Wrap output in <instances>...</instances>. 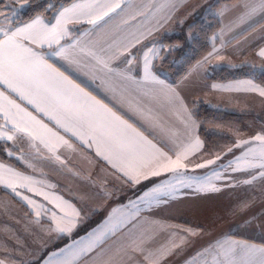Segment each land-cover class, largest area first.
I'll use <instances>...</instances> for the list:
<instances>
[{"label": "snow or ice", "instance_id": "1", "mask_svg": "<svg viewBox=\"0 0 264 264\" xmlns=\"http://www.w3.org/2000/svg\"><path fill=\"white\" fill-rule=\"evenodd\" d=\"M13 4L16 6H5L10 8L8 12L0 10V147L7 156H15L35 171L19 142L26 141L37 158L64 167L67 159L61 150H94L112 170L113 178L129 187L160 176L161 170L173 174L171 179L139 190L140 195L129 200L134 211L114 216L118 209H113L103 226L87 237L46 257L42 254L29 264H79L91 253H95V264H161L177 249L190 245L203 228L169 232L170 225L155 220L145 221L148 227H140L142 210L150 211L176 199L181 188L215 193L222 190L217 181L224 187H236L264 180V131L238 139L222 154L196 164V168L215 165L210 174L187 176L181 171L187 170L189 155L203 148V142L192 136L196 121L179 93L154 71L156 46L147 47L142 59L132 51L173 20L176 5L172 0H144L140 4L132 0H68L63 4L46 0L43 5L39 0H13ZM243 7L238 17L241 23L264 14V0H245ZM25 8L41 10L27 20L19 19ZM83 24L89 27H76ZM260 55L264 56V50ZM244 83L248 86L245 90L264 96V89L251 81ZM169 111L177 115L179 126L167 118ZM230 153L231 160L217 164ZM237 173L242 175L237 177ZM43 184V180L0 161V186L30 206L51 211L49 232L70 235L80 212L62 197L51 199L55 194L43 191ZM21 190L43 197L64 214L58 217L56 211ZM100 192L107 198L114 194L107 180L101 181ZM64 205L72 207L71 216L64 212ZM35 215L39 218L41 211ZM125 229L126 236L112 248L103 247ZM161 233H169V239L154 247ZM138 256L143 260H137ZM0 264L5 261L0 260ZM185 264H264V246L226 236Z\"/></svg>", "mask_w": 264, "mask_h": 264}, {"label": "crops", "instance_id": "2", "mask_svg": "<svg viewBox=\"0 0 264 264\" xmlns=\"http://www.w3.org/2000/svg\"><path fill=\"white\" fill-rule=\"evenodd\" d=\"M196 1L172 0L176 5L173 20L164 28L154 32L151 37L137 45L132 51L142 59L143 52L147 50V47L154 44L158 49L156 58L153 60L154 71L160 79L171 85L182 97L184 104L196 121L192 136L198 137L203 142V148L199 152L189 155L188 161H186L187 170L181 169V171L187 176L202 177L210 174L211 169L216 166L196 168V164L213 158V154H222L238 139H249L257 132L264 131V96H261L259 91L245 90L248 86L244 83L251 81L253 85L264 89V84L260 79V76L264 74V56L260 55L264 50V14H258L241 23L238 17L244 11L245 0H226L224 2L220 0L216 3L219 5L215 12L213 11L207 16L216 17L219 26L209 34L203 47V55L185 72L175 76L174 73L177 71L175 67L180 65L182 60L175 54L176 50L183 48L184 52L192 54L196 48L195 40L198 33L196 25L192 23L194 28L190 27V22L196 17L194 15L197 10ZM56 2L63 4L68 1L56 0ZM142 2L144 0H132L133 4ZM6 5L16 6L13 4V0H2L0 10L10 11V8L5 7ZM28 9L25 8L22 11L19 19L27 20L29 18L24 17ZM47 15H51V12ZM209 22L210 20L207 23ZM76 27L82 29L88 28L89 25L83 24ZM214 49L216 51L209 60L197 67L198 63ZM201 98L203 100L201 109L212 112L213 116L219 110L221 117L225 114L231 116L235 119V123H225L228 124V127H223V122L211 121L209 120L211 118H208L204 128L202 119L198 117L201 112L198 111L197 101ZM167 118L179 126L177 115L172 111L168 112ZM202 127L209 134L219 129L225 131V128L227 132H223L221 140L215 142L213 139L202 138L200 134ZM229 133H232L231 138H228ZM223 137L225 139H222ZM19 143L24 150V157L35 165V171L27 168L15 156L12 158L7 156V159L0 158V161L12 165L19 171L33 175L38 180H43V191L55 194L50 196L51 199L62 197L64 201H68L80 212L78 223L85 221L94 213L110 212L111 207L118 205V195L122 196L124 191L141 187L140 190H144L151 187L154 182L171 179L173 175L171 172L161 170L160 176L152 177L149 180L142 179V183L129 187L122 180L113 178L112 170L95 156L94 150L82 148H78L76 152L61 150L62 156L67 159V167H64L58 163L37 158L34 150L28 147L26 141ZM8 146H11V142H8ZM239 152V149L235 150L236 155H239ZM17 155H20L18 151ZM231 159L232 154L230 153L217 164H226ZM234 175L240 177L242 174ZM102 180H107L109 190L114 192L110 198L100 192ZM50 185H55V187ZM217 186L222 190L215 193H196L192 189L184 188L178 194L180 195L179 199L177 197L169 200V204H162L150 211L147 209L141 211L140 227H148L145 221L155 220L170 225L169 232L197 226L203 228V233L193 238L190 245L185 246L183 250L177 249L173 254L168 255L161 264H185L210 243L226 236H231L234 240L246 241L249 244L264 246V180H257L253 185L236 187H224L222 181H217ZM21 191L24 195L32 196L38 201L42 199L56 209V212L63 213L60 209L55 208L54 204L45 201L43 197L33 196L26 190ZM136 195H140V191ZM3 196H7L8 199H4ZM25 202L10 190L0 186V223H4L2 220L5 218L6 211L10 213V219H13L12 216H14L15 220H13L16 222L18 214L11 216V212L16 211L14 206L27 207ZM63 207L64 212L71 211L72 213V207L68 205ZM130 211H134V209L131 208ZM178 213L181 216H178ZM38 219L39 223H50V219L41 217ZM126 234L127 230L125 229L107 241L103 247L105 249L112 248L114 242H118ZM168 239L169 233H161L158 235L154 247L165 244ZM98 251L100 250L97 249ZM94 256L95 253L89 254L88 257H85L88 260L81 264H95ZM137 260L142 261L143 258L138 256ZM125 264H129V262H125ZM131 264H136V261H132Z\"/></svg>", "mask_w": 264, "mask_h": 264}, {"label": "rangeland", "instance_id": "3", "mask_svg": "<svg viewBox=\"0 0 264 264\" xmlns=\"http://www.w3.org/2000/svg\"><path fill=\"white\" fill-rule=\"evenodd\" d=\"M220 0H197L196 1V12L194 17L192 19L191 23V29L194 28V23L197 29V24L199 23L202 25L201 21H206L207 16L211 14V12H215L217 9V4ZM226 0H221V2H224ZM229 1V0H227ZM198 11V12H197ZM193 15V16H194ZM198 19H201L200 22H198ZM188 28V26H187ZM203 104V100L197 101V107L198 111L202 112L201 105ZM207 111V110H205ZM212 113V112H211ZM218 115V116H217ZM226 115V114H225ZM223 116L226 117V116ZM221 118L220 111L218 110L214 117ZM214 117H208L205 114L201 115L203 127L205 128V124H207V119L211 118L209 120L214 121ZM216 121V120H215ZM219 122H223V127H228V124L225 123H235L231 120H220ZM223 132H227L226 128L225 131L221 130H214L212 134L211 139H213L215 142H219L221 140V136ZM231 134H228V138H231ZM210 135V134H209ZM227 135V134H226ZM225 135V136H226ZM224 136V137H225ZM222 139H225V138ZM142 188V187H141ZM140 188V189H141ZM140 189H134L130 191H124L122 193V196L118 195V205L115 207H111L110 212L101 211L99 213H94L87 217L85 221H81V223H77V226L74 228L72 233L70 235L64 234V235H58L55 232H49L48 226L50 223H36L35 220L38 219L35 215V211H41V218L50 219L51 211L45 213L39 208V205H32L30 206L28 202L26 201L25 204L27 207H20V206H14L16 208V211L11 212L12 215H17L18 218L16 219V222L13 219H10V213L6 211L5 218H3L4 223H0V260H4L5 264H29L30 261L37 260L42 254L43 256H47L52 251L59 250L60 248L65 247L67 244L72 243L74 240H78L81 237H87V234L91 232L93 229H97L100 226H103L104 222L108 219L109 215L113 213V209H118L116 213H114V216H121L124 213H128L131 210V205H129V200H135L138 195H136L137 192H139ZM184 188L180 189V192ZM179 194V193H178ZM177 194V197L179 199L180 195ZM4 199H8L7 196H3ZM36 200L35 198H33ZM38 201V200H36ZM40 203L44 204L45 207L49 210L56 211L53 207L42 201L40 199ZM169 204V202L167 203ZM166 205V204H164ZM127 206V207H125ZM157 208V207H153ZM70 216L72 215L71 211H66ZM34 216L32 218L30 214ZM57 216H61L64 213L56 212ZM165 214V212H163ZM166 215H169V213H166ZM28 216V217H27ZM178 216H181L178 213ZM39 217V218H40ZM12 222V223H11ZM30 222V223H28ZM35 222V223H34ZM85 228V230H84ZM64 237L66 239H64ZM111 238H109L107 241H109ZM88 260L87 258H83L79 264L82 262Z\"/></svg>", "mask_w": 264, "mask_h": 264}, {"label": "trees", "instance_id": "4", "mask_svg": "<svg viewBox=\"0 0 264 264\" xmlns=\"http://www.w3.org/2000/svg\"><path fill=\"white\" fill-rule=\"evenodd\" d=\"M64 2L68 1V0H63ZM229 1H235V0H229ZM44 3H46V1H42V0H39V4L40 5H43ZM38 10H41L39 8H29L26 12H25V15L24 17L25 18H28L29 16H31L33 14L34 11H38ZM50 13V12H49ZM48 14V13H47ZM208 20H210L209 23ZM201 19H198V22H200ZM202 25H200L199 23L197 24V37H196V40H195V43H196V48H195V51L192 53V54H189L188 52H184V49L183 48H180V49H177L175 54L177 56H179L180 58H182L181 62H180V65L176 66V72L174 73L175 76L179 75V74H182L183 72H185L187 70V68L194 64V62L198 61L201 57V55H203V47H204V44L206 43L207 41V38L209 36V34L214 31L218 26H219V23H218V20L216 17H207V20L204 22V21H201ZM260 79L262 81V83L264 84V74H262L260 76ZM206 115L208 117H214L213 116V113H210V111H205L202 109V112L201 114L198 116L201 118V115ZM226 117L223 118V116L221 118H217L216 116L214 117V119L216 121H222V120H231V121H234L235 119L231 116H228V115H225ZM235 122V121H234ZM200 134L202 136L203 139H211L212 137V134L211 133L209 135V133H207L204 128H200ZM0 158L1 159H7V154H6V151L0 147ZM85 230V228H84ZM64 239H66L64 237Z\"/></svg>", "mask_w": 264, "mask_h": 264}]
</instances>
